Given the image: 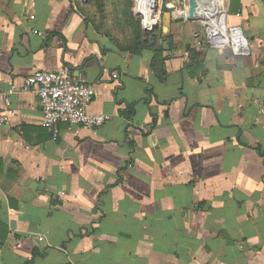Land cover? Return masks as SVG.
I'll use <instances>...</instances> for the list:
<instances>
[{
    "label": "crops",
    "instance_id": "crops-1",
    "mask_svg": "<svg viewBox=\"0 0 264 264\" xmlns=\"http://www.w3.org/2000/svg\"><path fill=\"white\" fill-rule=\"evenodd\" d=\"M181 1L158 22L161 82L154 49L110 44L83 0H0V264H264V0H216L248 56L210 47ZM65 66L111 119L54 140L20 89Z\"/></svg>",
    "mask_w": 264,
    "mask_h": 264
},
{
    "label": "built area",
    "instance_id": "built-area-1",
    "mask_svg": "<svg viewBox=\"0 0 264 264\" xmlns=\"http://www.w3.org/2000/svg\"><path fill=\"white\" fill-rule=\"evenodd\" d=\"M227 12L225 8L219 10L216 0H213L211 8L199 9L197 15L203 22V34L209 46L226 47L235 56L250 55L251 45L244 30L239 25L230 24ZM137 13L142 18L141 13ZM152 20L154 23L149 29L143 26L149 32L156 29V19L152 18ZM141 21L143 25V19ZM201 43V40L198 41V45ZM24 82L20 91L26 93L33 91L38 95L42 112L40 124L52 133L54 140H57L60 135L61 123L83 125L94 129L111 119L109 114L89 110L96 95L95 85L84 78H76L68 66L59 70H36ZM14 93H16L15 89H9L6 92L0 89V102ZM9 122V114L3 112L0 107V126Z\"/></svg>",
    "mask_w": 264,
    "mask_h": 264
},
{
    "label": "rangeland",
    "instance_id": "rangeland-1",
    "mask_svg": "<svg viewBox=\"0 0 264 264\" xmlns=\"http://www.w3.org/2000/svg\"><path fill=\"white\" fill-rule=\"evenodd\" d=\"M83 2L85 3V5H87L85 8H83V13L88 20L87 23H89L90 26H92V28L99 35H101L102 38H105L110 44H113L117 47L118 45L127 46L129 44L132 38L133 26L130 23L128 14L126 15V13L124 12L123 6L126 5L124 0H103L104 8L100 6V0H83ZM182 3L187 4L188 9V0H183ZM157 4L159 8L156 14V23H158L160 16H162L161 13L168 9L166 7L167 5H170V0H157ZM136 8L137 0L136 5L134 0V15H136V17L140 18L141 20L145 18V15L140 14L142 15V18L137 15V10L135 11ZM142 26H144V23ZM144 27L143 29L145 33L148 35L151 34V31H147Z\"/></svg>",
    "mask_w": 264,
    "mask_h": 264
},
{
    "label": "trees",
    "instance_id": "trees-1",
    "mask_svg": "<svg viewBox=\"0 0 264 264\" xmlns=\"http://www.w3.org/2000/svg\"><path fill=\"white\" fill-rule=\"evenodd\" d=\"M126 5L123 6L124 12L126 15L128 14L129 20L131 25L133 26V33H132V38L127 46H119L118 49L121 51H129L134 54H140L142 53L145 49H154L155 51V56L153 58V61L151 63L152 69L155 71V73L158 76V79H160L161 82H166L167 77H168V72L166 69V61L168 60L167 56H164V49L163 48H156L161 31L159 28H156L151 34H146L143 26L141 19L136 17L134 15L133 7H134V0H124ZM101 7L104 8V2L103 0H100ZM103 10V9H102ZM165 10V7H164ZM88 22V20L86 19ZM159 22V21H158ZM190 53H192L196 58L199 55V53L193 49L192 47L188 46L187 47ZM105 52V50H104ZM148 93V98L147 102H150L152 99V96H154V92L152 89H149L147 91ZM134 103L133 104H128L126 105L125 108L121 109L119 112L125 116L127 119H132L135 112H134ZM38 252L35 251L33 255V259L37 256Z\"/></svg>",
    "mask_w": 264,
    "mask_h": 264
},
{
    "label": "water",
    "instance_id": "water-1",
    "mask_svg": "<svg viewBox=\"0 0 264 264\" xmlns=\"http://www.w3.org/2000/svg\"><path fill=\"white\" fill-rule=\"evenodd\" d=\"M188 16L190 19H197L198 18V11L199 9L207 10L212 7L213 5V0H188ZM158 4L156 3L154 10L152 12V18L156 19L157 18V12H158ZM158 27V23L155 24V28Z\"/></svg>",
    "mask_w": 264,
    "mask_h": 264
},
{
    "label": "bare ground",
    "instance_id": "bare-ground-1",
    "mask_svg": "<svg viewBox=\"0 0 264 264\" xmlns=\"http://www.w3.org/2000/svg\"><path fill=\"white\" fill-rule=\"evenodd\" d=\"M157 0H137V12L141 13L142 15H145V18H143L144 26L149 29L154 21L152 20V14L154 6L156 5ZM222 8L219 7V10ZM141 15V16H142Z\"/></svg>",
    "mask_w": 264,
    "mask_h": 264
}]
</instances>
